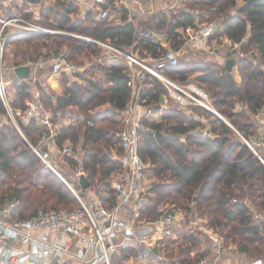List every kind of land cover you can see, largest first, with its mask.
Returning a JSON list of instances; mask_svg holds the SVG:
<instances>
[{"label": "trees", "instance_id": "1", "mask_svg": "<svg viewBox=\"0 0 264 264\" xmlns=\"http://www.w3.org/2000/svg\"><path fill=\"white\" fill-rule=\"evenodd\" d=\"M187 4V9L176 8L146 20L138 17L117 24L109 13L105 18L96 19L91 13L80 17L71 0H54L53 5L40 9L38 22L63 33H16L6 44L12 47L14 65L39 57L47 60L60 51H66L72 62L79 56H99L104 51L94 40L123 50L131 48L141 58L156 57L162 45L137 38L138 25L162 33L179 48L184 44L180 29L216 18L219 27L213 38L223 36L238 45L234 67L240 80L233 77V69L213 61H178L166 65L162 72L179 83H187L186 73L194 72L192 81L207 90L214 110L217 107L231 126L200 105L182 109L169 97L173 107H163L161 97L168 96L167 90L159 78L148 74L139 84L138 98L143 108L160 110L162 117H145L143 123L148 129L140 132L139 153L149 162L154 200L140 217L153 219L160 205L185 214L181 235L164 242L162 258L172 264H189L211 251L202 245L204 237L209 242L205 234L190 223L193 213L203 216L207 226L220 231L224 240L235 243L240 251L262 257L264 225L253 220L249 206L251 203L258 211L264 210V164L241 138L250 139L254 133L252 115L264 107V0H189ZM118 12L127 20L124 7ZM18 14L28 20L33 16L24 9ZM45 67L51 73L50 65ZM102 70V79H85L83 83L70 81L62 72L58 88L47 83L40 85L39 91L44 110L50 108L52 112V123L68 118L54 136L56 154L52 155L55 160L60 156L68 165L65 179L83 196L86 189L72 180L74 172L82 168L88 188L97 191L98 203L111 207L116 201L111 188L113 175L124 171L120 159L123 151L115 132L125 126L123 111L132 100V79L122 58H114ZM11 82V108L25 109L31 98V83L27 78ZM96 106L101 108L94 111ZM203 113L209 119L207 125L200 119ZM17 122L20 130L0 102V205L15 201L10 219L29 217L38 209L81 208L70 188L31 147L37 145L47 127L37 125L35 119L21 122L17 118ZM204 129L206 134L202 133ZM66 142L72 150L61 155L57 149ZM47 145H41L39 151L49 153ZM78 145L82 163L77 157ZM136 255L137 247L127 246L114 253L111 262L125 264Z\"/></svg>", "mask_w": 264, "mask_h": 264}, {"label": "built area", "instance_id": "2", "mask_svg": "<svg viewBox=\"0 0 264 264\" xmlns=\"http://www.w3.org/2000/svg\"><path fill=\"white\" fill-rule=\"evenodd\" d=\"M107 15V9H102L98 18H105ZM218 27L216 19L203 23L197 22L195 27H187L184 30L188 35L187 38L183 37L184 44L196 43L200 49L211 51L213 48V35ZM41 32L63 33L62 31L41 27L26 18L0 14V102H2L7 115L19 130L17 118L21 122L35 119L37 124L47 127L37 145H31V147L43 162L50 166L70 188L80 202L81 208L72 210L64 207L48 210L38 209L34 215L14 220L10 219V212L15 206V201L8 202L0 208V234L17 241L21 246H9L0 242V264H112V255L127 246L137 247V255L130 256L125 264H153L145 259L143 249L140 251L137 245H150L151 237L157 233H160L161 236L171 235L178 224V220L176 213L166 207L159 208L158 214L153 219L145 220L140 217L144 208L139 204L150 193L149 185H151L148 175L149 162L145 161L139 153L140 132L148 129L143 123L145 117L148 119L155 118L156 120L161 118L158 117V113L153 107L143 108L142 112L138 110L142 107L138 98L139 84L148 74L159 78L163 82L168 96L175 103H178L182 109L191 105H200L215 111L208 95L197 83H179L162 72L166 65H176L178 63L179 56L185 53L183 47L173 48L166 45L157 57L152 58L153 65H150L133 51H126L108 42L94 40L103 48L104 53L122 58L126 62L132 79V100L123 111L125 126L115 132L123 151L120 159L124 165V171L114 174L111 183L116 201L111 207L98 203L93 209L83 201L82 196L74 189L72 184L62 177L51 164L49 153L39 151V147L44 143H54V136L62 126L52 123L50 116L43 111L40 91L38 89L31 91V98L26 101L27 107L25 109L13 110L9 103V87L2 67V57L7 40L16 33ZM135 36L153 40L151 31L142 27L136 28ZM21 65L38 68L50 65L51 74L53 75H60V73L65 72L73 81L85 82L79 75L80 67L67 58L66 51H60L47 60L43 58L26 59ZM15 66L17 65L12 64L10 66L11 80L17 79L13 72ZM27 80L30 83L36 81L35 78H27ZM261 112L262 110L256 114L257 118L260 117ZM203 134H206V131ZM261 138L264 142V132ZM242 139L264 164V154H258L250 142L244 137ZM71 150L72 146L68 142L57 149L61 155L71 152ZM109 155L113 158L118 157V154L115 153H109ZM82 174L84 175L82 168H78L72 175V180L79 182ZM95 195H97V192ZM137 202L139 204H136ZM244 202L248 203L247 198L244 199ZM128 207L131 209L130 212L127 210ZM250 210L253 213V220L264 225V210L258 212L252 207H250ZM190 223L209 239L211 251L189 264H217L219 258L227 249L223 240L212 228L207 226L206 219L203 216L193 213ZM152 242V245H154V241ZM167 264L172 263L168 261ZM250 264H264V256L252 259Z\"/></svg>", "mask_w": 264, "mask_h": 264}, {"label": "rangeland", "instance_id": "3", "mask_svg": "<svg viewBox=\"0 0 264 264\" xmlns=\"http://www.w3.org/2000/svg\"><path fill=\"white\" fill-rule=\"evenodd\" d=\"M53 1L54 0H39V6L41 7V8H44V7H47V6H51V5H53ZM189 0H187L186 1V3L184 4V5H180L177 9H183V8H185V9H187L188 7H187V2H188ZM40 7H35V9H33L32 11H31V13L33 14V16H32V18H31V20L34 22V23H39L38 21V17H39V8ZM1 8H3V6L1 5ZM198 8H200V6L198 7ZM202 8V10L201 11H205L204 9V7H201ZM76 15H79L78 13H76ZM213 19H216V18H213ZM209 20V19H208ZM211 20V19H210ZM40 25H42V26H45V27H47L46 25H44V24H41V22L39 23ZM183 37H188V35H186V33H184L183 34V36H182V39H183ZM186 41V40H185ZM166 45H170V46H172L173 48H176L174 45H173V43H171L170 41H165L164 42V44L162 45V50L165 48V46ZM181 47H183L184 49H186V47H187V43H185V44H183V46H181ZM12 47L11 46H8L7 44H6V46H5V51H4V53H3V57H2V67H3V72H4V77L7 79V82H8V87H9V96H10V98H11V96H12V91H13V88L11 87V75H10V71H11V69H10V66L12 65L11 64V55H10V49H11ZM65 49V48H64ZM162 50H160L159 51V53L162 51ZM239 51V49H238V45H232L226 38H224L223 36H221V37H219V38H214V40H213V48H212V50L211 51H208L207 53H204V54H200V52L198 53V54H200V55H198V57L199 58H203V60H201L202 62L204 61V59H205V61L204 62H209L208 60H206L207 59V57L208 56H210V57H212L213 59H214V57L215 56H220V61L222 62V63H220V65H225V62L227 61V60H229V59H236V57H237V54L239 53L238 52ZM213 52V53H212ZM159 53H158V55H159ZM185 55V53H183V54H181L180 56H179V62L180 63H183L184 61L186 62V61H189L190 60V56L189 57H185L184 56ZM205 55V56H204ZM206 55H208V56H206ZM157 57V56H156ZM115 57L114 56H112L111 54H109V53H103V54H101V55H99V56H96V55H91V56H79L77 59H75V63H76V65L77 66H79L80 67V69H81V72H80V75L82 76V80H100V79H102V73H103V70H102V67L103 66H108V65H110L112 62H113V59H114ZM152 58H155V57H152ZM146 62H150V60H148L147 59V57L146 58H143ZM192 61V60H191ZM187 63V62H186ZM181 65V64H180ZM187 65V64H186ZM235 66V64L232 66V68L231 69H233L232 71V75H233V77L235 78V79H237V80H240V76H239V74H238V71H237V69L234 67ZM189 67V66H188ZM61 74V73H60ZM194 75V72L193 73H186V77L188 78V79H186V80H188V82H190V81H192L193 80V76ZM53 76H55V75H53V74H51V73H49L48 75H47V77H46V79H45V85L47 84V81H48V83L50 82L51 84H54L52 81H51V79L50 78H52ZM57 77H59L58 78V80L60 81L61 80V78H60V75L59 76H57ZM170 78V77H169ZM170 79H172V78H170ZM172 80H174V79H172ZM175 81V80H174ZM176 82H178V81H176ZM193 82V81H192ZM194 83H196V82H194ZM59 86H60V82H59ZM39 85L38 84H36V82H33V83H31V85H30V91H33V90H35V89H38L39 90ZM47 88V87H46ZM48 91L51 93V91H50V89H48ZM207 91V90H206ZM161 101L163 102L162 103V105H163V107H173V105H174V103L171 101V99L169 98V96H167V95H163L162 97H161ZM101 108V107H100ZM98 106H96L95 107V109H94V111H96V109H100ZM237 108H239V105H237L236 106V109ZM43 109H44V107H43ZM46 111L47 112H49L50 111V108H46ZM156 111H157V113H158V117L159 118H161L162 117V113L160 112V110H157L156 109ZM215 111L217 112V114L221 117H219L220 119H222L224 122H228L229 123V125L231 126V123L228 121V119L225 117V116H223L222 114H220L219 112H218V109H217V107L215 108ZM216 115V114H215ZM199 116H200V119L202 120V123H203V125H207L208 123H209V119L206 117V115H205V113H203V114H199ZM217 116V115H216ZM74 119H76V118H72V120H74ZM251 121H252V123H253V126H254V133L250 136V139H247V138H245L248 142H250L251 144H252V142H253V140L254 141H259V140H261L262 141V138L261 137H259V135H258V133H259V131H260V128H261V125L263 124L264 125V107H263V109H262V112H261V115H260V117L259 118H257V117H255V115H252V119H251ZM227 123V124H228ZM207 128H208V126L206 127L205 126V129L207 130ZM204 129V130H205ZM204 130H202V132H204ZM259 130V131H258ZM242 136V135H241ZM261 138V139H260ZM242 139V138H241ZM253 145V144H252ZM261 146V145H260ZM78 148H79V153H78V159H79V162L80 163H82L81 162V153H82V151H81V149H80V146L78 145ZM255 148V150L257 151V153L258 154H260V155H263L264 154V148L263 147H261V148H258V147H254ZM51 157H52V159H51V161H53V164L54 165H56V167L58 168V172H59V170L61 169V170H63V172H61V170H60V172H59V174L62 176V177H64L65 178V175H66V172H67V169H68V165L65 163L64 164V162H63V159L59 156L58 157V155L56 156L57 157V159L55 160L54 158H53V156L52 155H50ZM55 160V161H54ZM81 167H82V165H81ZM64 173V174H63ZM150 178V177H149ZM150 181H151V178H150ZM96 189H86L85 190V192H84V194H83V196H82V199H83V201L86 203V204H88L89 206H91V208H95L97 205H98V196L97 195H95L96 194ZM149 198H147V196L143 199V201H142V203L141 204H139L138 202L136 203V204H139V205H141L143 208H145V207H147V204L148 203H152V202H154V200H153V198L151 199V197H153V195H152V193H151V191H150V193H149ZM151 199V200H150ZM7 204V202H5L3 205H0V208H2V207H4L5 205ZM144 205V206H143ZM132 206V205H131ZM162 207H166V208H168V206H166V205H160V207L159 208H162ZM250 207H252L253 209H255L256 211H258L251 203H250ZM129 212H130V207H128V209H127ZM263 211V210H262ZM258 212H260V211H258ZM176 217H177V220H178V224L175 226V228L173 229V233L170 235V236H161V234L160 233H157V234H155V235H153L152 237H151V239H150V245H148L149 247H151V250H152V252H151V254H152V256L153 257H155V259H159V257L161 258V260H163V262H168V261H170V260H167V259H163L162 258V256H164V253H163V246H164V242L168 239V238H172V237H179L180 235H181V232H182V229H183V227H182V222L185 220V214H183V213H180V212H178V213H176ZM213 231L215 232V233H217V235L223 240V242H224V245L227 247V249H228V251H232V252H234V253H238V254H240L244 259H246L247 261H250V260H252V259H254L255 258V256H249L247 253H245L244 251H240L238 248H237V245L235 244V243H232L231 241H225L224 240V235H222L221 233H220V231H217V230H214L213 229ZM208 239V238H207ZM209 240V239H208ZM152 241H154V247H153V242ZM209 243L210 242H207L206 240H205V237H204V239L202 240V245H203V247H209ZM148 255V254H147ZM263 255V254H262ZM260 257V256H259Z\"/></svg>", "mask_w": 264, "mask_h": 264}, {"label": "crops", "instance_id": "4", "mask_svg": "<svg viewBox=\"0 0 264 264\" xmlns=\"http://www.w3.org/2000/svg\"><path fill=\"white\" fill-rule=\"evenodd\" d=\"M71 1L74 3V5L76 7V13H78L80 17L84 16L87 13H91L93 15V17L97 19L99 12L102 9H107V11L109 13V18L112 19L113 22H115L117 24H120V23L123 24L126 21H130L134 18L139 17L140 19L146 20L150 17H156L158 14L167 13L169 10L176 9L180 5H184L187 0H71ZM39 4H40L39 0H0V14L4 15V16L21 17L18 14V12L21 9H24L27 12H31L33 9H35V7H40ZM1 5L3 6V8H1ZM120 7H124L127 10V15H126L127 20H126V18H125V20H123L121 13L118 12ZM40 9H41V7L39 8V10ZM30 21H32V20H30ZM37 24L40 25L39 23H37ZM40 26L45 27L42 25H40ZM137 27H142V28H145V29L151 31V33L153 34V40L157 41L161 45H163L164 42L167 41V37L164 36L162 33L155 32L154 30L148 29L142 25H138ZM180 32H181L182 36L185 33L184 29H180ZM129 50L132 51L131 48H129L128 51ZM199 52H200V54L201 53L204 54V53H207L208 51H204V50L200 49V47L196 43H187V47L185 49V55L184 56L185 57L190 56L191 58L189 61H191V60L192 61H201V60H203V58L198 57V55H200V54H198ZM206 56H208V55H206ZM39 58L42 59V57H39ZM147 59L150 60V62H148V63H150V65H153L152 57L148 56ZM206 60L213 61V62H216L218 64L222 63L220 61V56H218V55L215 56L214 59L212 57L208 56ZM204 61H205V59H204ZM11 64H13V63L11 62ZM30 67H31V71H30L29 78H35L36 79L35 82L39 86L45 85L44 81L48 75L47 68L46 67L45 68H38L35 66H30ZM57 76H59V75H55L52 78H50L51 81L54 83L52 85H54L56 88L59 87V80H58L59 77H57ZM69 79H70V81H73L71 78H69ZM47 83H48V81H47ZM142 109H143V107H141L138 110L142 112ZM43 111L46 114H48L51 119H53V115H52L51 111H49V112H47L46 110H43ZM255 117H256V115H255ZM67 119L59 118V120L57 119L55 121V123L62 125L63 123L68 121ZM37 125H39V124H37ZM39 126H41V125H39ZM204 132H205V130H204ZM263 132H264V125L262 124L260 131L258 133L259 137L260 136L263 137ZM252 144L254 147L257 146L258 148H261V147L264 148V142H262L261 140H259L257 142L253 140ZM45 145H47V144L45 143ZM47 147L49 150V155H55L56 154V147L52 143H49L47 145ZM149 196L150 195L148 194L147 198H149ZM151 199H152V197H151ZM0 242L4 243L6 245H9V246H15V247L21 246L17 241L8 239L7 237H5L2 234H0ZM137 246L139 247L138 249L140 251H141V249H143L144 254H145V256H144L145 259H148L153 264H167V262H163V260H161L160 257L158 260L155 259V257H153L151 254V252H152L151 247H149L147 244L140 245V246L137 245ZM153 247H154V245H153ZM250 263H251V260L247 261L237 252L234 253V252L228 251V249H226V251H224L222 256L219 258L217 264H250Z\"/></svg>", "mask_w": 264, "mask_h": 264}, {"label": "water", "instance_id": "5", "mask_svg": "<svg viewBox=\"0 0 264 264\" xmlns=\"http://www.w3.org/2000/svg\"><path fill=\"white\" fill-rule=\"evenodd\" d=\"M69 34V33H68ZM235 64V59H229L225 62V69L231 70L232 66ZM31 67L29 65H17L14 67L13 72L16 75L17 79H24L29 78L30 76ZM214 114H216L218 117H220L216 111H212ZM221 118V117H220ZM228 123V122H227ZM229 125V123H228ZM79 183L81 185L82 189H87L89 185V181L85 177V175H81L79 178Z\"/></svg>", "mask_w": 264, "mask_h": 264}]
</instances>
